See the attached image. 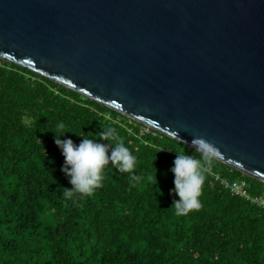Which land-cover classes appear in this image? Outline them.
I'll use <instances>...</instances> for the list:
<instances>
[{"label": "trees", "instance_id": "16d2710c", "mask_svg": "<svg viewBox=\"0 0 264 264\" xmlns=\"http://www.w3.org/2000/svg\"><path fill=\"white\" fill-rule=\"evenodd\" d=\"M57 122L69 131L60 139L76 144L115 129L142 179L109 164L102 187L65 198L72 186L54 143ZM145 127L0 59V264H264V209L232 195L214 174L244 180L252 195L264 196V183L214 159L202 207L178 216L170 168L177 153H200L150 128L141 134Z\"/></svg>", "mask_w": 264, "mask_h": 264}, {"label": "water", "instance_id": "95a60500", "mask_svg": "<svg viewBox=\"0 0 264 264\" xmlns=\"http://www.w3.org/2000/svg\"><path fill=\"white\" fill-rule=\"evenodd\" d=\"M0 59L264 183V0H0Z\"/></svg>", "mask_w": 264, "mask_h": 264}, {"label": "clouds", "instance_id": "9594fccd", "mask_svg": "<svg viewBox=\"0 0 264 264\" xmlns=\"http://www.w3.org/2000/svg\"><path fill=\"white\" fill-rule=\"evenodd\" d=\"M65 124L57 122L59 134H55L54 143L61 152L64 162L61 171L68 178L72 186L64 188L65 198H71L73 193L83 196L91 195L95 189L103 186L105 167L111 164L118 172L129 173L133 182L142 178L135 174L137 158L118 136L115 129H103L97 137L82 136L76 144L71 138L60 139L65 132ZM176 136V135H175ZM176 138L180 141L178 136ZM100 141H108L102 143ZM193 149L200 153L199 158L185 153H177L170 168L173 173V185L170 194L174 193L179 199H174L172 206L176 215H187L191 211H198L202 207L200 196L206 179V173L219 155L217 149L202 137H193ZM155 185L156 177H149Z\"/></svg>", "mask_w": 264, "mask_h": 264}, {"label": "built area", "instance_id": "2783aa9c", "mask_svg": "<svg viewBox=\"0 0 264 264\" xmlns=\"http://www.w3.org/2000/svg\"><path fill=\"white\" fill-rule=\"evenodd\" d=\"M107 117L110 118V116L108 115ZM117 121H119V118H117ZM148 131L149 127L147 126L145 128L140 129L141 134L147 133ZM214 180L218 181V183L224 189L228 190L232 195L239 197L254 206L264 209V196L252 195L248 189V184L244 180H231L227 177H220L218 174H214Z\"/></svg>", "mask_w": 264, "mask_h": 264}]
</instances>
